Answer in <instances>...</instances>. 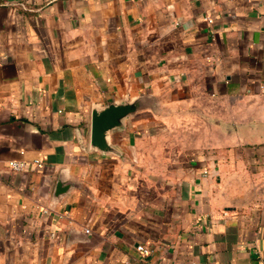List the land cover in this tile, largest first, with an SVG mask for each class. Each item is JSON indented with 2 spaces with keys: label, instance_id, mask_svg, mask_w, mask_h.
Here are the masks:
<instances>
[{
  "label": "crops",
  "instance_id": "crops-1",
  "mask_svg": "<svg viewBox=\"0 0 264 264\" xmlns=\"http://www.w3.org/2000/svg\"><path fill=\"white\" fill-rule=\"evenodd\" d=\"M0 264H264V0H0Z\"/></svg>",
  "mask_w": 264,
  "mask_h": 264
},
{
  "label": "water",
  "instance_id": "water-1",
  "mask_svg": "<svg viewBox=\"0 0 264 264\" xmlns=\"http://www.w3.org/2000/svg\"><path fill=\"white\" fill-rule=\"evenodd\" d=\"M140 104L137 98L132 101L110 102L104 106L93 107L90 117V145L103 151L112 149L107 141L108 131L120 126L123 117L133 113ZM70 185V182L60 177L56 182L54 194L63 193Z\"/></svg>",
  "mask_w": 264,
  "mask_h": 264
},
{
  "label": "built area",
  "instance_id": "built-area-1",
  "mask_svg": "<svg viewBox=\"0 0 264 264\" xmlns=\"http://www.w3.org/2000/svg\"><path fill=\"white\" fill-rule=\"evenodd\" d=\"M34 161H35V163H37L39 165L41 164L39 159H35ZM5 165L7 168H9L11 170H22L25 168L26 162L24 160H20V159H8L5 161ZM85 230L88 231L87 228ZM136 248H137V250H139L143 254L149 253V249L143 244H137Z\"/></svg>",
  "mask_w": 264,
  "mask_h": 264
}]
</instances>
